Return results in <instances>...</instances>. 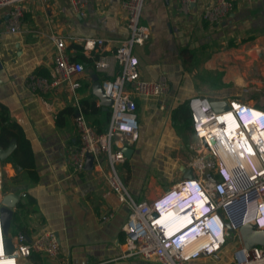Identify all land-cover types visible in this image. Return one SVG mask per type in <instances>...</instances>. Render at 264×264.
I'll return each instance as SVG.
<instances>
[{"label":"crops","instance_id":"0c3cea01","mask_svg":"<svg viewBox=\"0 0 264 264\" xmlns=\"http://www.w3.org/2000/svg\"><path fill=\"white\" fill-rule=\"evenodd\" d=\"M213 1L196 0L188 12L181 10L180 0L145 1L141 23L151 36L134 49L138 70L147 81L163 76L168 90L158 96H135L139 137L120 165L123 181L135 199L160 196L185 179L184 170L190 169L188 146L195 141L191 111L186 120L174 118L175 108L196 96L255 104L240 93L261 89V78L256 77L264 75V0H232L233 11L218 23L203 18ZM21 4L23 16L14 33L7 29L9 7L0 8V104L30 142L33 166L29 170L35 178L24 169L18 171L9 156L0 160V192L20 197L11 224L14 231L32 238L52 229L60 242L57 258L33 254L24 263L135 264L143 260L159 264L123 256L121 226L127 219V207L109 189L92 160L90 167L85 164L75 172L67 158L69 147L79 142L74 123L77 105L88 123L102 131L107 126L109 107L99 97L103 74L93 68L90 57L98 50L84 53L81 45L83 38L104 39L101 53L110 56L117 41L128 36L120 1L89 0L83 14L75 12L69 0H25ZM56 37L66 40V53L82 62L85 70L72 75L70 82L61 81L45 91L33 89L29 79L38 75V69L49 81L55 79ZM112 71L111 79L119 72L115 61ZM248 75L253 82H246ZM71 82L78 87L72 89ZM85 101L94 109L85 110ZM102 166L106 168L105 161ZM222 256L219 260L201 258L193 264H218Z\"/></svg>","mask_w":264,"mask_h":264},{"label":"built area","instance_id":"2783aa9c","mask_svg":"<svg viewBox=\"0 0 264 264\" xmlns=\"http://www.w3.org/2000/svg\"><path fill=\"white\" fill-rule=\"evenodd\" d=\"M23 1L0 0V8L9 7L7 29L12 33L19 31ZM88 1L69 0V4L75 12L83 14ZM119 1L126 14L129 34L117 41L112 54L106 56L101 53L104 39H82L84 53L98 50L90 57L93 68L103 74L100 85L111 99V105L103 131L88 123L77 105L74 123L79 142L78 146L68 149L71 168L80 172L87 157H91L95 167L103 173L109 189L127 207V219L121 226L124 257L153 259L159 264H191L201 258L219 260L225 253L226 257L222 256L218 264H264V245L257 244L247 249L240 232L245 224L264 230V141L261 135L259 140L252 135L264 131V107L233 99L227 101V110L215 111L211 107L213 100L199 96L191 98L189 107L195 141L188 146L192 152L188 165L192 177L179 180L152 200L135 199L123 181L118 170L126 160L123 148L134 144L139 137L135 96L161 95L168 90V83L163 76L156 81L143 80L138 70L134 49L146 43L151 36L148 27L141 23L146 0ZM195 1L180 0L181 10L188 12ZM233 9L232 0H214L204 10L203 18L218 23ZM65 42L63 37L54 39L55 79L49 81L39 75L30 76L31 88L45 91L61 81L70 82L72 75L85 70L82 62L66 53ZM112 60L119 65V72L111 79L108 76L113 74ZM70 85L72 89L78 87L77 82ZM225 111L232 113L236 123L234 128H229L222 121L221 118L227 114ZM248 117V121L240 122V119ZM253 128L256 131L252 132ZM237 138L243 139L238 150L235 147ZM103 161L106 168L102 166ZM197 188L204 192L206 202L191 203L188 200L190 193ZM1 196L0 192V207ZM22 197H25L24 193ZM234 203L236 208H232ZM203 205L210 210L209 213L200 211ZM242 205H245V212L239 220ZM220 220L224 227L222 244L216 243L209 231V228L217 230ZM195 228L200 235L192 243H183L185 236ZM9 231L6 237L11 239L12 251L7 252L0 215V264H25L33 254H43L49 259L58 257L60 242L55 230L46 229L32 238L22 231H14L15 235H10Z\"/></svg>","mask_w":264,"mask_h":264},{"label":"water","instance_id":"95a60500","mask_svg":"<svg viewBox=\"0 0 264 264\" xmlns=\"http://www.w3.org/2000/svg\"><path fill=\"white\" fill-rule=\"evenodd\" d=\"M99 97L101 98V103L107 107L111 105V99L107 97L102 88L101 93L99 94ZM211 107L215 111H221V110H227L228 104L225 101H212ZM16 147V141L15 139H12L9 143V145L6 148L0 147V160L4 161L7 159L12 151ZM132 152V149L129 147L123 148V153L126 157H129ZM86 166L90 167L91 157H87L86 159ZM184 177L185 178H191L192 177V170L191 169H185L184 170ZM1 204L0 207V215H1V223H2V230L4 237V245L7 252L12 251L11 247V239L6 237L8 234V231L10 229L13 214H14V208L18 205V202L20 200L19 195L13 193V192H1ZM245 212V205H242V207L239 210V217L238 219L241 220L243 214ZM241 237L243 240V243L247 249L254 247L257 244L264 245V230L256 229V227L252 224H245L242 225L240 228Z\"/></svg>","mask_w":264,"mask_h":264},{"label":"trees","instance_id":"16d2710c","mask_svg":"<svg viewBox=\"0 0 264 264\" xmlns=\"http://www.w3.org/2000/svg\"><path fill=\"white\" fill-rule=\"evenodd\" d=\"M76 48H78V46H76ZM36 73L39 76H42L41 69H38ZM83 105L85 110L87 108L94 109L92 103L85 101L83 102ZM66 111L67 110L65 109L64 112ZM68 111L71 113L73 109L70 107L68 108ZM172 116L174 118L180 117L185 120L190 117L188 101L175 108ZM12 139H15L16 141V147L10 155L12 164H14L18 171L24 169L30 176L32 175V179L34 180L35 176L32 171L29 170V168L33 166V153L30 142L26 138L20 125L10 119L8 109L0 104V147L6 148Z\"/></svg>","mask_w":264,"mask_h":264},{"label":"clouds","instance_id":"9594fccd","mask_svg":"<svg viewBox=\"0 0 264 264\" xmlns=\"http://www.w3.org/2000/svg\"><path fill=\"white\" fill-rule=\"evenodd\" d=\"M250 119V117L248 118H242L240 119L241 123H244L246 121H248ZM261 128V127H260ZM254 130H252V132L256 131L255 128H253ZM205 194L202 190L200 189H196L195 191L190 193L189 196V201L192 202H206L205 201ZM201 212H203V214L209 213L210 210H207L206 207L203 205L201 210ZM221 221V220H220ZM219 221V222H220ZM191 223V222H190ZM223 222H220V226L217 230H212L209 228V231L211 233V238H213L215 240L216 243H220L222 244L224 241V231H223ZM193 231H195L194 234H191ZM193 231H191V233L187 234L183 240V243L188 244V243H192L194 241V239L196 237H198L200 235V232L198 233V230L195 228Z\"/></svg>","mask_w":264,"mask_h":264},{"label":"rangeland","instance_id":"374dc122","mask_svg":"<svg viewBox=\"0 0 264 264\" xmlns=\"http://www.w3.org/2000/svg\"><path fill=\"white\" fill-rule=\"evenodd\" d=\"M258 60L259 59H257L256 61H258ZM261 60H262L261 63L264 65V54H263V57H262ZM256 78L257 79L258 78H261V80H260L261 81V83H260V85H261L260 91H258V90L255 91L254 89H252V90H246V91H243L242 93H240V97H242L244 100H248V101L251 100L256 105H259V106L264 107V75L262 77H256ZM246 82L247 83L253 82V81H251V78H250L249 75L246 77ZM257 82H259V81H257ZM120 167L121 166H118V170H119V173L121 175ZM2 188L3 187L0 184V191H1ZM12 225H13V222H12ZM9 232H10V235H15V232L13 230V227L10 228V231ZM151 260H153V259H151ZM135 264H151V263L142 260L141 262H135ZM191 264H193V263H191Z\"/></svg>","mask_w":264,"mask_h":264},{"label":"bare ground","instance_id":"6f19581e","mask_svg":"<svg viewBox=\"0 0 264 264\" xmlns=\"http://www.w3.org/2000/svg\"><path fill=\"white\" fill-rule=\"evenodd\" d=\"M225 113H227V114L221 118L222 121H225L229 128H234L236 123H235V120L233 118L232 113L230 111H225ZM252 135H253V138L257 139V140H259V135H261L263 137V141H264V131H262L260 134L258 132H255V133H252ZM239 139L237 138L235 140V147L237 148V150H238V146H240V141L243 140L242 138H239ZM0 250H1V247H0Z\"/></svg>","mask_w":264,"mask_h":264}]
</instances>
